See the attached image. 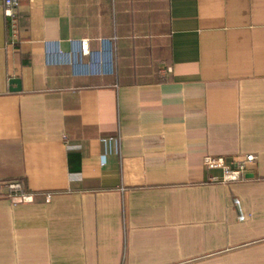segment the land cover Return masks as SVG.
Masks as SVG:
<instances>
[{
  "label": "crops",
  "instance_id": "0c3cea01",
  "mask_svg": "<svg viewBox=\"0 0 264 264\" xmlns=\"http://www.w3.org/2000/svg\"><path fill=\"white\" fill-rule=\"evenodd\" d=\"M16 12L0 5V264H264V0ZM247 154L238 179L204 162Z\"/></svg>",
  "mask_w": 264,
  "mask_h": 264
},
{
  "label": "built area",
  "instance_id": "2783aa9c",
  "mask_svg": "<svg viewBox=\"0 0 264 264\" xmlns=\"http://www.w3.org/2000/svg\"><path fill=\"white\" fill-rule=\"evenodd\" d=\"M0 5L3 6V10L6 16L9 17L11 27L15 29L17 22V12L16 5L17 0H0ZM80 50L82 54L89 53L88 48V38L83 37L80 40ZM171 71L170 67H163L159 70L160 77H168ZM255 160V156L252 154L246 155L244 158L238 159L233 165H226L222 157H210L206 156L204 162L209 169L222 168L225 172L223 176L231 179H238L244 176L248 166L251 162ZM5 187L7 189V195L12 199H19L22 202H27L32 200V193L25 191L24 185L21 181H9L6 182ZM1 188V187H0ZM1 195V190H0ZM50 195H46L48 200Z\"/></svg>",
  "mask_w": 264,
  "mask_h": 264
},
{
  "label": "rangeland",
  "instance_id": "374dc122",
  "mask_svg": "<svg viewBox=\"0 0 264 264\" xmlns=\"http://www.w3.org/2000/svg\"><path fill=\"white\" fill-rule=\"evenodd\" d=\"M247 155H248V154H247ZM252 155H253V154H252ZM245 156H246V155H245ZM245 156H244V157H245ZM205 157H206V156H205ZM210 157H212V156H210ZM244 157H243V158H244ZM240 159H241V158H240ZM224 172H225V171H224V170H222V176H221V180H224V181H226V180H229V179H231V178H226V176H223V175H224Z\"/></svg>",
  "mask_w": 264,
  "mask_h": 264
}]
</instances>
